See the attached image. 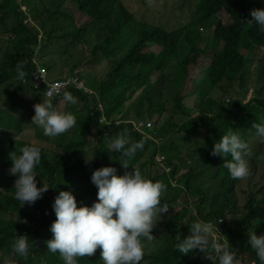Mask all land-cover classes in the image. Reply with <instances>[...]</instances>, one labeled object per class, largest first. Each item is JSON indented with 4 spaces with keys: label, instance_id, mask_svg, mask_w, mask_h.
<instances>
[{
    "label": "trees",
    "instance_id": "obj_1",
    "mask_svg": "<svg viewBox=\"0 0 264 264\" xmlns=\"http://www.w3.org/2000/svg\"><path fill=\"white\" fill-rule=\"evenodd\" d=\"M143 1L147 5L153 2ZM177 2L180 6L172 10L177 20L176 26L166 27L143 20L136 27L134 36L126 41L124 32L135 25L136 20L129 9L128 13L124 11L125 6L120 0H40L38 6L31 8L35 16L29 17V20L16 0H0V22L3 16L9 14L16 18L10 30L11 36L0 44V264H4L6 259L13 264H64L58 253L52 254L47 250L45 243L52 237L50 225L55 220L52 205L59 191H70L78 207H90L97 200L98 191L91 181L94 170L111 166L118 171L123 166L121 162H127L128 167L136 164L141 172H145L148 164L157 166L159 163L155 156L160 149L156 148L157 142L152 140L150 134L169 136L173 129L179 132L180 143L165 145L164 163L169 170L155 173L153 178L163 175L169 183L170 180L183 182L184 188L172 189V196L168 200L174 201L182 191L195 195L190 206L196 208V214L191 215L184 228L178 223L179 214L171 220H163L160 226L169 232L180 233L183 238L189 234V226L194 221H215L221 217L222 222L216 223L218 231L215 232L220 241L228 242L236 254L239 249L240 253H246L248 261L260 264L248 243V232L253 230L257 235L264 234V144L259 142L252 128L253 123L264 121V94L263 97H252L247 102L235 100L224 103L223 98L225 95H238L236 86L245 77L249 82L252 76L253 71L248 70L249 63L259 58L264 50V32L260 31L258 25L250 27L247 23L251 19L250 10L264 8V0ZM221 9L229 17L227 23H223ZM77 16L85 17L88 21L77 23ZM198 22L203 25L201 30L206 29L207 25L211 28L209 49L199 45L209 37L201 31L193 33V26H197ZM79 42L86 44L89 57L81 52L67 71L63 63L57 66V55L68 52ZM123 43V48L114 55V48ZM151 45H154V49ZM249 48L253 51V58L248 54L247 59L245 50ZM189 50L192 51L190 55ZM97 54L116 57L117 60L111 72L104 77L96 78L86 73L88 78L84 79V83L92 93L82 88H68L67 92L76 98L77 103L65 102L61 111L71 112L76 117V126L55 138L45 136L36 125L32 131L38 139L58 145L60 149H48L43 143L30 141L24 133L18 112L30 98L34 115L33 105L46 98L41 92L44 83L34 87L29 82L36 66L44 67L48 77L63 78L76 74L81 78L85 73L80 76L73 70L86 58L92 64H97L94 60ZM200 54L210 56V61L200 64L198 73L201 76L193 80L198 111L195 116L189 117L190 108L182 102L183 96L177 90L187 85V65L196 63ZM20 63H23V70L27 73L25 82L17 78L16 66ZM178 64L180 68H177ZM53 69L58 71L55 73ZM246 69L250 76H243ZM261 71L264 74V70ZM170 78H173L174 85L170 90L162 91L164 81ZM232 83L234 88L231 87ZM136 93V102L130 107L126 106ZM163 96L172 98L173 109L181 117L158 127L145 128L143 123L139 124L141 121L138 120H143L144 114L150 115L156 104L154 97L158 103ZM62 97L53 98V105L57 109ZM131 112L135 120L129 118ZM201 128L203 132L199 131ZM124 129L128 130L133 142L146 138L143 150H138L132 159L109 150L103 141L111 140ZM229 130L246 141L253 152L249 159L251 174L244 180L232 179L223 166L225 159H231L230 155L223 158L210 155L214 143ZM182 131L184 135L180 136ZM197 133H204L202 138L192 139L194 145L198 141L202 143L199 157L197 155V161L192 159L189 162L181 159L187 169L184 174L175 177L178 165L172 156L180 154L183 147L190 150L187 147L190 138L187 139L186 135ZM92 135L96 136V141L94 145H89ZM30 144L41 149V163L35 169L37 186L46 182L50 187L33 205L19 206V201L14 198L16 177L9 174V156L11 152L19 155V149ZM146 150L150 154L148 161L138 162ZM91 156L95 158L85 163ZM187 156L192 157V154L188 151ZM188 211L189 208L185 206L184 213ZM24 220L27 222H22ZM18 235H26L29 239L27 260L11 251L12 242ZM144 244L145 255L141 264H149L156 257L147 252L148 245L145 241ZM176 251L171 252V258L176 257ZM194 256V253L191 254L179 264H211L209 260L204 263L200 255ZM77 264H103L100 249L92 256L78 257Z\"/></svg>",
    "mask_w": 264,
    "mask_h": 264
},
{
    "label": "clouds",
    "instance_id": "obj_2",
    "mask_svg": "<svg viewBox=\"0 0 264 264\" xmlns=\"http://www.w3.org/2000/svg\"><path fill=\"white\" fill-rule=\"evenodd\" d=\"M250 16L248 25H258L260 31L264 32V8L251 9ZM23 69V63L16 66L17 78L21 81L27 75ZM79 79L83 81L81 88L87 93H92V90L85 86L84 80ZM68 88L62 94L63 101L67 104L77 103L76 98L67 92ZM53 97L54 94L49 92L46 98L34 104V115L31 117V123L41 128L43 134L50 138L68 133L76 126V117L71 112L54 107ZM99 108L101 109L100 105ZM138 121H141L138 123H143L145 128L151 126L147 120ZM252 128L255 129L259 142L264 144V121L253 123ZM145 143L146 138L133 142L128 130L124 129L111 139L108 148L121 153L122 157L132 159L138 150H143ZM210 155L222 158L230 155L231 159H225L223 166L234 180H244L251 174L249 159L252 158L253 152L249 144L234 131L229 130L222 135L219 141L214 143ZM91 157L85 163L90 162ZM9 158V174L16 177L14 198L19 201V206L33 205L50 187L46 182H41L40 187L37 186L35 169L41 163L40 147L35 144L22 146L19 155L11 152ZM163 159H157L158 163H163ZM121 163L127 169L129 164ZM91 181L98 191L97 200L90 207H78L70 191L61 190L54 198L52 207L55 220L50 225L52 237L45 242L47 250L52 254L58 253L64 264H77L78 257L92 256L98 248L103 264H141L145 255L144 241L151 242L154 239L152 232L157 221L163 214L168 213L170 208L167 203L161 204V197L167 191V185L159 180L153 181L138 168L117 175L116 169L111 166L94 170ZM219 222L218 219L216 223ZM215 224L202 220L194 221L189 226L188 235L181 238L180 233H177L174 237L176 250L185 255L197 250L211 264H240L236 250L231 248L228 242H221L215 235L218 231ZM248 243L255 251L260 264H264V234L257 235L253 230L249 231ZM11 251L27 260L28 237L18 235L12 242ZM4 264L13 262L6 259Z\"/></svg>",
    "mask_w": 264,
    "mask_h": 264
},
{
    "label": "rangeland",
    "instance_id": "obj_3",
    "mask_svg": "<svg viewBox=\"0 0 264 264\" xmlns=\"http://www.w3.org/2000/svg\"><path fill=\"white\" fill-rule=\"evenodd\" d=\"M40 0H16L18 5L21 7V10L23 12L27 13V20H29L31 17L35 16L33 12L31 11L32 7H35L37 3ZM123 4L124 11L128 13L129 9L131 12H133V18L136 20V24L133 25L131 28L128 27L127 30L124 32L125 40H129L131 37L135 34L136 27L145 20L146 22H149L151 24H159L166 27H173L176 26L177 20L175 19L172 10L177 9L178 6H180V3L177 2V0H153L149 5L144 3L143 0H120ZM46 2V1H45ZM39 4V3H38ZM46 5V4H45ZM38 6V5H37ZM49 7H51V4L49 3ZM40 8V7H38ZM180 10V7H179ZM223 23H227L229 21L228 15L225 13L224 9H221L220 11ZM30 17V18H29ZM15 16L13 14H9L6 16H3L2 21L0 22V44L9 38L11 27L15 23ZM87 18L82 16H77V23L82 24L83 22H86ZM203 25L198 22L197 26H193V33L197 34L199 31H201L206 37H209V39H206L204 43H199L200 46L205 47L206 49L210 48V41L211 39V28L207 25L206 29L201 30ZM198 37L200 38L201 35L198 34ZM86 44L84 42L75 43L74 46H72L68 52L57 55V66H60V63H63L65 65V70L67 71L70 69L71 64L75 61V57L79 56L81 52H83L85 55L89 57V50ZM123 45H118L114 48V55L118 53L122 48ZM154 45H151V48L154 49ZM197 46V45H196ZM245 50V49H243ZM252 49L249 48L248 50H245V56L248 59V54H251V58H253L252 55ZM71 54V55H70ZM192 54V51H188V55ZM53 54H51L52 56ZM112 55V56H114ZM74 58V59H73ZM96 60L97 64H92L90 62V59L86 58L84 61H82L80 64H78L73 71H77L78 74L81 76L83 73L84 76L81 77L83 80L88 77H86V73L90 74V76H95L96 78L104 77L107 73L111 72L113 65L116 63V57H106L103 54H97L94 58ZM204 61V63H208L210 61V56L200 54L197 57L196 63H189L186 68V78H187V85L178 87L177 92H179L182 97V102L186 104L190 108V115L189 117H193L197 114V95L195 94V88L193 80L196 78H199L200 73L199 66ZM178 64L177 68H180ZM248 69V68H247ZM244 70L243 76H250L251 73L248 75L249 72L253 71L252 76L250 77V80L248 82V78L245 77L242 81V83L238 86H236V90L239 92L238 95L235 93L233 97L229 95H225L223 100L224 103H232L233 101H243L247 102L252 97H263L264 92V74L261 70H264V50L262 53H260L259 58H254L251 63H249V69ZM55 73L58 71L57 69H53ZM259 71L261 72V75H259ZM242 72V71H241ZM54 73V74H55ZM54 79L53 77H48L47 80ZM197 82V81H196ZM179 84H181L179 82ZM174 85L173 78L167 79L164 81V84L161 86L162 91L164 89L170 90L171 87ZM231 87H235V85L232 83ZM237 95V96H236ZM243 97V99H242ZM138 98V94L136 93L128 103H126V106L130 107L132 106ZM154 102L156 103L154 107H152L150 111V115L144 114V119L150 122L152 127H158L161 125H164L165 122H174L175 120H178L179 117H181V114L178 111H174L173 105H172V98L170 96H163L160 97L159 102L157 103V98L154 97ZM1 103V101H0ZM63 99L60 100L58 103V110H61L64 106ZM118 114V113H117ZM119 115V114H118ZM18 116L21 120V124L24 127V133L26 137L30 139V141H33L35 143H40L48 148V149H55L58 151L60 148L57 145L49 144L48 141H43L38 139L33 133L34 124L31 123V117L33 116L32 111V100L28 98L26 104L23 106V108L18 112ZM129 118H132L131 120H135V116L133 117V112H131V116ZM102 119V118H101ZM100 119V120H101ZM200 132H203L204 129H199ZM204 133H197L195 135L190 134L186 135L187 139L190 138L189 143L187 144V147L191 148L190 150H186L184 147L181 148L180 154L172 156V160L178 165L177 171L174 174L175 177L180 176L181 174H184L186 171V166L182 164V160H187L188 162L192 159H195L197 161L199 157V152L201 149V141H198L195 145L192 141L193 137L195 139H199L203 137ZM151 135L152 140L157 144L156 148L160 149L157 153L155 158L160 159V156H166V148L165 145H176L179 144V132H176L175 129L171 131V134L169 136L164 137H157L155 135ZM184 133H180V136H183ZM206 135V141L208 143V135ZM99 137H97L98 140ZM96 141V136L92 135L89 137V145H94ZM104 144L108 147L111 140L106 139L103 140ZM195 147L194 151L193 148ZM190 152L192 154V157L187 156V152ZM193 151V153H192ZM149 151L146 150L143 155L140 156L138 162L142 161H148L149 159ZM198 155V157H197ZM91 158H95L92 156ZM163 159V163L156 165H147L145 167V172H142V174L146 175L148 178L153 179V181L159 180L162 181L167 185V191L163 194L161 197V204L167 203L169 205V211L166 214H163L161 219L157 221L156 227L153 229V236L154 239L151 242L145 241L146 245H148L147 252H149L151 255L155 256L156 259H153L151 263L149 264H179V262L183 261L186 257L190 256L194 253L195 256L200 255L203 262L206 263L207 259L203 258V254L200 253L197 250H194L193 252H190L188 254H182L178 251H176V257L171 258V252L176 250L175 248V236L176 233L169 232L168 230H164L162 226H160L161 222L163 220H171L174 216H179V225L181 228H184L188 224V221L192 218L191 215L196 214V208L191 207L190 204L195 200V195L185 194V191L180 192L173 200H168L172 196V189L177 190L180 187H183V182H171L167 181L165 176H158L156 178H153L155 173H160L162 171L168 170V166L165 165ZM197 164V163H196ZM171 166V165H170ZM133 168H138L136 164H134L131 167H127L125 169L123 166L119 167V170L116 171L117 175H123L125 171H132ZM122 172V173H121ZM184 188V187H183ZM164 201H163V200ZM185 206L189 208L188 213H184ZM1 220V219H0ZM207 222V221H206ZM211 222V221H208ZM216 235V233H215ZM238 254H236L237 259L240 261V264H249L248 258L249 256L246 253H240V249L237 251ZM194 256V257H195ZM165 257V258H164Z\"/></svg>",
    "mask_w": 264,
    "mask_h": 264
},
{
    "label": "built area",
    "instance_id": "obj_4",
    "mask_svg": "<svg viewBox=\"0 0 264 264\" xmlns=\"http://www.w3.org/2000/svg\"><path fill=\"white\" fill-rule=\"evenodd\" d=\"M25 82V80H23ZM29 82L34 87H39L42 83H44L43 90L41 92L45 97H47L49 92H52L54 94V97H60L68 87L73 86L75 88H81L83 87V81L78 78L76 74L64 76L63 78H54L51 80H47V71L44 67L37 66L36 70L31 73V76L29 78ZM148 125V124H146ZM163 159V156H160L159 161ZM222 222V218L218 217L215 219V221H211L210 223H216V221ZM216 226V224H215ZM249 264H254L252 262H249Z\"/></svg>",
    "mask_w": 264,
    "mask_h": 264
}]
</instances>
